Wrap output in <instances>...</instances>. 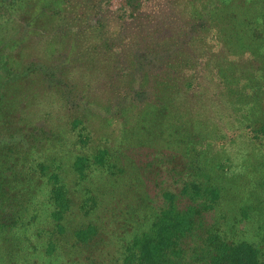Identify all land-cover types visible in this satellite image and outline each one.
Segmentation results:
<instances>
[{"label": "trees", "instance_id": "1", "mask_svg": "<svg viewBox=\"0 0 264 264\" xmlns=\"http://www.w3.org/2000/svg\"><path fill=\"white\" fill-rule=\"evenodd\" d=\"M101 1L0 0V264H264V186L226 174L245 162L236 132L264 131V0H147L163 35L102 25ZM66 117L86 142L154 154L79 157L73 179ZM164 164L175 177L152 195L142 177Z\"/></svg>", "mask_w": 264, "mask_h": 264}, {"label": "rangeland", "instance_id": "2", "mask_svg": "<svg viewBox=\"0 0 264 264\" xmlns=\"http://www.w3.org/2000/svg\"><path fill=\"white\" fill-rule=\"evenodd\" d=\"M136 9H134L135 5H131L129 6V3H134L136 4ZM147 2V0H133L132 2H129L127 0H102L99 4L101 5V14L104 15V19H107V16H111V13H116L118 16V20L115 19L113 20H104V19H100V23L102 25H108V23L112 24V27L114 28V30H119L121 32V29L123 27H127V25H129L127 27V29L130 30V32H134V30H138V27L141 28V26H139L140 24H143L145 26L146 29L156 33V34H160L163 35L166 32L160 28L158 25H156L155 20L153 19V17H147L144 13L146 10H148L150 7L148 4H145ZM145 5H147V7H145ZM106 10V11H105ZM137 10H143L142 12L137 11ZM132 12H134L135 14L133 15ZM2 13L4 12H0V15H2ZM124 20L125 21V26L123 23H121L120 21ZM107 27V26H106ZM121 27V28H120ZM136 28V29H135ZM112 36L114 38L117 37L116 33H113ZM117 41V40H115ZM118 42V41H117ZM117 42L114 45V49H113V54L116 55V57H119L120 61L124 64L125 62V56L123 54V52L118 49L119 44H117ZM114 55V56H115ZM48 60V59H46ZM126 63V62H125ZM200 74H198L199 77H203L204 73H205V69H201L200 70ZM220 77H215V75H206L205 77H203V79L200 78V89H204V91L207 92V94H209V96H214L217 92H219V82H220ZM196 80V77H195ZM120 82V81H119ZM118 82V83H119ZM117 83V84H118ZM126 84V83H125ZM130 82H128L126 85L129 86ZM219 86V87H218ZM222 88V86H221ZM90 89L91 90H95L94 86L90 85ZM114 91H116V93H118V95L120 94H124V89L123 88H118L117 85L116 87H114L113 89ZM118 97V96H117ZM97 97H95L94 102L97 101ZM56 109V108H55ZM71 118H64L63 120V124L65 123L64 126H62V129H58L60 131V136L59 137H63V141L58 142L57 144V151L60 153L61 156V160L64 163V167L66 168V170L70 167L73 168V163L77 162L79 157H81L80 164H85L87 160V162L93 158H95V156L97 155H101V158L103 157L104 153L107 152L108 154L106 156H109L110 160L111 159H115L116 158V154L115 152H118V157H119V153L123 152V153H127V155L132 156L133 158H139L142 155L144 156H153L154 151L152 149H148L146 147L143 148H131L128 147L127 145H122L127 144L129 141L123 137H121L120 133H118L117 135H112L109 137V140L104 139V138H99L97 135H93V140L86 142L83 139V136H80L77 132L78 127L80 126H71ZM57 122H54V125H56ZM237 123H233L231 125V130H234L233 126H236ZM241 126V125H240ZM100 130V129H99ZM231 130L227 129L226 130V143L229 142L228 137L231 135ZM236 133H242L244 135H246L245 139L243 138H239V144L238 145H244V147H247V149H244L247 153L246 156H244L243 158L245 159L244 161L239 162H235L233 167H231V170L227 171V175H231L232 172H236L238 173L241 169L242 170H246V166L247 167H251L253 170H255L256 174H257V180L259 178V182L262 184V186H260V188L262 189L264 186V166L260 167V164L264 165V131L261 134H258V132H254L247 129H240V131H237ZM248 134V136H247ZM255 135H259L261 138L260 139H253L252 137ZM116 138V139H115ZM70 140L74 141V144L72 146V144H69V149H71V151H69L68 153L67 151V147H68V142ZM122 143H120V142ZM243 143V144H242ZM105 147V148H102ZM74 148V149H73ZM102 149H107L106 150H102ZM232 155L234 154L233 152H231ZM240 154V153H239ZM237 156V155H236ZM242 156V155H241ZM180 159V158H178ZM118 161H120V159L118 158ZM86 162V163H87ZM221 162V161H220ZM220 162H217L216 159L213 160L211 162V165L209 167L210 171H214L217 172L219 171L218 168H220L222 165ZM170 165H168L169 167ZM179 168V172H178V179L176 178V184L177 187L173 188L174 186L172 185L171 188L173 189H178V187L181 186V184L186 180H188V178H190L189 174L187 172L184 171L182 162L180 161V164L178 166ZM150 170V173H148V171L146 170L144 172V177H142V179L144 180V182L147 184V187L149 188V191L152 195H154L156 192H158L159 187L156 185V181H166L167 185L169 184V182L172 183L173 178L175 177L174 174H172L170 168L167 169V165L164 164L163 168L158 165L157 167H151L149 166L148 168ZM69 170V169H68ZM70 171V177L74 179V176L76 177L78 175V173H76L77 175H73L72 170ZM202 171V170H200ZM148 173V174H147ZM203 173V172H201ZM96 175L95 178H100V174H93ZM88 178V177H87ZM86 180V179H85ZM84 180V181H85ZM200 180L197 179V181ZM88 181V182H87ZM84 183H89L90 181L89 179L86 180Z\"/></svg>", "mask_w": 264, "mask_h": 264}]
</instances>
